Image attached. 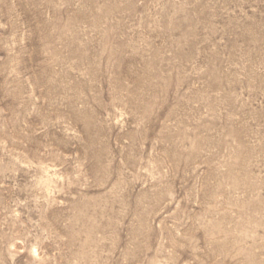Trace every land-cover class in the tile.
I'll return each mask as SVG.
<instances>
[{"label": "rangeland", "instance_id": "374dc122", "mask_svg": "<svg viewBox=\"0 0 264 264\" xmlns=\"http://www.w3.org/2000/svg\"><path fill=\"white\" fill-rule=\"evenodd\" d=\"M0 264H264V0H0Z\"/></svg>", "mask_w": 264, "mask_h": 264}]
</instances>
